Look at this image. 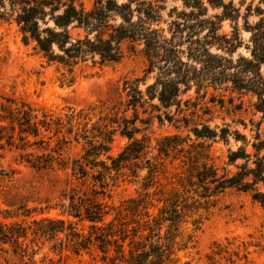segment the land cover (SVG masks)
<instances>
[{
	"label": "trees",
	"instance_id": "obj_1",
	"mask_svg": "<svg viewBox=\"0 0 264 264\" xmlns=\"http://www.w3.org/2000/svg\"><path fill=\"white\" fill-rule=\"evenodd\" d=\"M174 1L178 4L168 6V0H91L88 5L84 0H0V21L14 24L22 42L61 71L65 83H73L75 70L88 63L102 67L120 60L125 48L145 59L143 76L123 81L119 106L94 121L83 109L39 115L30 104L11 98L0 104V149L18 151L20 162L32 168L48 170L56 163L83 183L92 181L89 192L71 187L53 206L22 203L0 210L1 250L10 248L32 264V246L48 242L59 251L95 246L101 264H178L177 252L194 242L185 224L191 219L193 232L198 230L201 210L208 212L226 192L246 193L264 209V0ZM251 15L258 19L249 23ZM240 17L250 33L246 43L237 26L231 34L220 32L224 19ZM242 45L246 54L234 55ZM149 77L152 81L141 89ZM216 91L253 99L260 120L250 137L229 123H209L207 102L224 105V93ZM129 109L132 117L126 115ZM155 119L176 131L156 138L151 147L156 153L146 158L150 136L137 133ZM118 131L128 143L114 156L110 149ZM72 143L79 152L63 154ZM215 143L228 146L224 155H214ZM167 157L180 162V170L169 177ZM122 175L141 182L142 192L115 206L105 197H111L110 187ZM6 176L0 168V182Z\"/></svg>",
	"mask_w": 264,
	"mask_h": 264
},
{
	"label": "rangeland",
	"instance_id": "obj_2",
	"mask_svg": "<svg viewBox=\"0 0 264 264\" xmlns=\"http://www.w3.org/2000/svg\"><path fill=\"white\" fill-rule=\"evenodd\" d=\"M88 5L91 0H84ZM238 0H235L237 3ZM250 0H246L248 2ZM255 0L254 3H257ZM178 4L174 0H168L167 5ZM263 6V5H262ZM218 10H211L210 13ZM244 7L241 8L243 14ZM264 16V14H263ZM258 16H248V22L252 23ZM244 19L240 17L237 22L224 19L221 22L220 32L231 34L237 26L239 36L243 43L248 42L250 33L243 27ZM246 54L244 45L240 46L237 53ZM145 59L138 51L125 48L122 58L116 62L109 63L102 67L92 66L90 63L75 70V80L68 84L62 81L61 71H56L54 66L43 62L40 55L32 49V45H25L14 24L0 21V104L5 98L13 99L17 104L25 102L35 108L40 115L42 111L53 114H62L67 109H83L91 116L92 121L100 114L111 113L119 106L122 83L126 79H133L143 76ZM152 78L149 77L146 83H140L143 89ZM221 91H216L218 94ZM189 93L195 95L193 90ZM224 93V105L207 102L212 107V116L209 121L211 125L229 123L232 128H237L248 137L254 132L255 124L260 120V114L255 112L248 95L239 96L236 93L222 91ZM232 96V102H229ZM186 96L184 95L183 98ZM209 99V94L201 98L199 102ZM156 102V101H155ZM173 109V108H172ZM140 116L144 114L140 111ZM132 117V110L126 112ZM137 125H143L136 122ZM246 124V127L243 126ZM264 132V121L261 124ZM176 129L167 121L162 126L154 122L137 133L150 136V146L147 148L146 158L151 157L156 151L151 149L155 145L156 138L175 132ZM182 134L186 131L182 130ZM50 135L46 133L45 137ZM47 139V138H46ZM55 138L51 139L50 145H54ZM128 143V139L122 136L119 131L115 133L111 144L110 154L117 155ZM230 147L234 148L235 143L231 141ZM228 146L222 143H215L212 148L214 155H224ZM80 146L75 143L65 147L63 154L75 155L79 152ZM167 177L171 172L180 170V162L165 160ZM219 162V159H216ZM0 168L8 171L0 182V210L13 209L19 204H25L28 208L53 206L62 201L60 196L64 190L75 187L79 192L90 190L91 178L84 183L82 180L71 175L69 170L54 168L38 170L32 168L25 162H20L18 151L0 149ZM124 171L130 174L129 169ZM146 170L140 172V177ZM163 183L168 178L160 175ZM131 176L122 175L116 179V184L111 186L109 191L111 197H105L108 203L120 206L121 202L131 196L142 192L141 182H135ZM46 210V209H45ZM203 215L200 228L193 232L191 219L185 224L189 233H194L192 246L179 250L177 256L178 264H264V209L252 201L251 197L243 192L235 190L228 191L220 197L215 206L208 212L201 210ZM35 214V213H34ZM49 214L58 215L55 209H50ZM111 218V216H108ZM81 228V223H78ZM86 231V225L84 226ZM36 253L32 256L35 261L32 264H47L52 260L55 264H101V252L92 246L88 250L74 252L71 249L61 251L50 248L48 242H38L32 246ZM220 252V253H217ZM0 264H31L27 256L23 259L19 254H14L9 248L7 251L0 249Z\"/></svg>",
	"mask_w": 264,
	"mask_h": 264
}]
</instances>
